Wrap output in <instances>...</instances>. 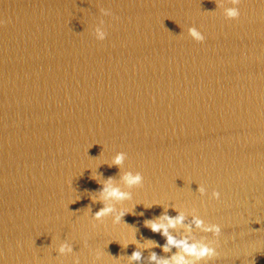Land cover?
<instances>
[{"label": "water", "instance_id": "obj_1", "mask_svg": "<svg viewBox=\"0 0 264 264\" xmlns=\"http://www.w3.org/2000/svg\"><path fill=\"white\" fill-rule=\"evenodd\" d=\"M218 2L0 0V264H155L177 249L145 221L180 211L169 231L216 249L197 264H264V0ZM109 177L132 194L115 224Z\"/></svg>", "mask_w": 264, "mask_h": 264}, {"label": "clouds", "instance_id": "obj_2", "mask_svg": "<svg viewBox=\"0 0 264 264\" xmlns=\"http://www.w3.org/2000/svg\"><path fill=\"white\" fill-rule=\"evenodd\" d=\"M239 3L240 0H229L225 5L224 0H219L217 6L223 9L222 14L226 19H235L240 15ZM93 33L97 40H103L106 35L104 29L99 26H94ZM187 33L195 41H202L204 39L203 33L194 26H189L187 28ZM125 155L124 152L117 151L111 156V164H122ZM120 179L127 188L131 189L134 186L141 185L143 177L139 171L128 170L123 172ZM100 183L99 195L100 199L104 201V204L94 213V219L100 221L103 217L110 215L112 222L114 224L118 223L128 210L117 207L116 205L122 201L129 200L132 194L130 191H126L119 185L114 184L111 177ZM197 191L203 194L205 192L204 186L198 185ZM218 196L219 193L216 190L211 192L212 198H217ZM184 218L183 211L178 212L175 216H169L165 212L155 219L145 221L146 227L153 232H159L160 235L164 237L165 243L160 245L163 251H169L170 247L177 249L170 257H157L155 253H152L149 256L150 261H155V264H197L198 261L204 258H211L216 255V249L212 246L213 241L190 240L188 237L177 238L169 231V229L175 228L177 225L181 224ZM192 220L196 227L200 228L205 233H211L213 237L218 236L221 232V227L217 223H207L196 215L192 217ZM57 251L63 254L70 252L71 247L66 242H60L57 246ZM140 256L141 254L139 251H133L129 259L139 260Z\"/></svg>", "mask_w": 264, "mask_h": 264}]
</instances>
